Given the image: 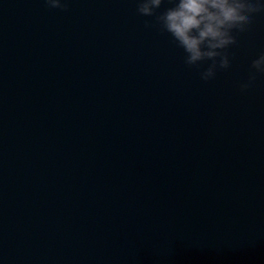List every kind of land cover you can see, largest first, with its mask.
I'll return each instance as SVG.
<instances>
[{
  "label": "water",
  "instance_id": "1",
  "mask_svg": "<svg viewBox=\"0 0 264 264\" xmlns=\"http://www.w3.org/2000/svg\"><path fill=\"white\" fill-rule=\"evenodd\" d=\"M68 5L0 0V264H264V15L205 82L137 0Z\"/></svg>",
  "mask_w": 264,
  "mask_h": 264
},
{
  "label": "clouds",
  "instance_id": "2",
  "mask_svg": "<svg viewBox=\"0 0 264 264\" xmlns=\"http://www.w3.org/2000/svg\"><path fill=\"white\" fill-rule=\"evenodd\" d=\"M49 9L68 10V0H44ZM165 4L170 5L163 7ZM136 11L153 17L145 27L167 33L183 50V62L200 69V79H215L218 71L231 67L228 51L238 44L237 36L250 31L258 15H264V0H137ZM206 64V67H205ZM264 75V51L251 61L248 77L239 84L246 92Z\"/></svg>",
  "mask_w": 264,
  "mask_h": 264
}]
</instances>
